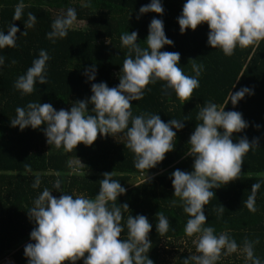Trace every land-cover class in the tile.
<instances>
[{"label":"trees","instance_id":"1","mask_svg":"<svg viewBox=\"0 0 264 264\" xmlns=\"http://www.w3.org/2000/svg\"><path fill=\"white\" fill-rule=\"evenodd\" d=\"M184 2L161 0L164 9L161 15L151 11L139 13L140 7L150 0H23V14L19 20H14L20 0H0V30L6 34L10 24L19 28L16 46L0 49V56L4 57V64L0 66V259L10 255L16 264H27L24 247L35 242L30 239L35 224L27 211L45 188L57 198L64 193L95 198L105 172H112V179L120 181L126 189L114 202L117 207L128 205L127 211L121 209L124 230L118 239L128 237L127 217L142 214L152 224L148 234L152 247L147 255L153 264H169L167 254L171 253L173 264H184L185 259L198 255L194 244L198 235L185 234L190 217L179 198L173 195L170 174L176 169L192 171L193 157L187 154L188 140L195 126L201 123L197 120L200 108L209 101L223 107L230 92L248 87L252 94H245L235 106L229 101L224 110L240 112L248 123L242 132L233 133V142L246 137L249 142L255 140L257 147L243 157L238 179L213 189L214 196L204 206L207 218L204 226L213 227L216 234L227 232L241 247L246 239L259 240L254 244V253L264 261V40L258 46H237L231 56H226L219 48L207 44L206 22L195 30L180 33L177 17ZM68 8L75 9L76 21L66 37L49 39L47 34L52 31V22ZM29 14L36 17L31 27L27 26ZM153 18L162 19L165 35L173 41L160 51L178 52V66L185 75H195L193 63L203 65L199 87L185 103L172 89L165 88L162 80L147 85L142 99L131 101L134 116L157 113L164 122L183 121L184 127L176 131L174 150L167 152L156 167L147 172L137 169L135 155L127 148L123 134L116 137L98 134L91 146L78 143L69 152L46 142L43 124L37 129L26 127L22 131L18 126H11L17 107L26 108L29 103L40 102L50 103L56 110H70L74 102L91 96L92 83L105 82L110 88L117 86L123 61L129 55L121 36L135 31L137 44L146 48L148 26ZM41 49L50 57L46 64L47 84L37 82L31 94H22L15 82L39 57ZM132 55L134 58L135 54ZM92 66L96 70L95 79L89 81L85 72ZM87 107L89 113L94 114L93 105ZM72 159L83 160L84 166L73 167ZM145 172L150 175L146 182H133ZM37 175L41 183L33 188ZM57 179L61 186L54 189ZM258 182L261 186L255 194V211H250L245 201L251 195V185ZM173 200L176 201L174 206ZM220 204L226 209L222 215L217 212ZM160 213L169 220V230L163 236L156 230ZM76 264H83V259ZM217 264L248 262L238 249L232 254L222 253Z\"/></svg>","mask_w":264,"mask_h":264},{"label":"clouds","instance_id":"2","mask_svg":"<svg viewBox=\"0 0 264 264\" xmlns=\"http://www.w3.org/2000/svg\"><path fill=\"white\" fill-rule=\"evenodd\" d=\"M23 8V0H20L14 11V20L21 18ZM150 11L162 15L161 0H150L139 9L141 14ZM76 18L75 9L68 8L52 22V31L47 37L52 40L66 37ZM35 20L36 17L29 14L27 26H33ZM177 22L181 34L206 22L209 29L207 44L231 56L237 46H258L264 40V0H185ZM18 31L14 24H10L6 34L0 30V49L15 47ZM22 34L26 35V32ZM137 38L135 31L120 38L122 45L129 48V55L123 61L117 86L110 88L105 82L92 83L91 96L74 102L70 110H56L52 104L40 102L29 103L26 108L17 107L11 126H18L22 131L26 127L37 129L43 124L46 142L69 152L78 143L91 146L98 134L102 137L123 134L127 148L135 155L134 166L146 172L156 167L167 152L174 150L176 131L184 127L183 121L170 119L164 122L157 113L134 116L131 101L142 99L147 85L162 80L165 88L172 89L185 103L199 87L198 78L203 65L193 63L195 75H185L178 66V52L160 51L163 46L173 44L165 35L162 19L150 21L146 48L137 44ZM49 59L46 50L41 49L31 67L17 78L15 87L22 94H31L37 82L47 84L46 64ZM3 64L4 57L0 56V66ZM95 71L94 66L86 70L89 81L95 79ZM245 94H252L251 89L241 87L229 93L223 107L209 101L200 108L197 120L201 123L195 126L188 140L190 149L187 154L193 157L192 171L176 169L170 174L173 195L179 198L190 217L185 234L189 237L198 235L194 240L198 255L185 259L184 264H217L222 253L228 255L238 249L248 264H264L254 253V244L259 240L246 239L241 247L227 232L216 234L213 227L204 226L207 220L204 206L214 196L213 189L238 179L243 157L257 147L255 140L249 142L246 137L233 142V133L242 132L248 123L240 112L224 110L229 101L235 106ZM88 104L93 105L91 111L94 114L89 113ZM40 183L37 175L32 187L38 188ZM60 186L61 181L57 179L53 188L59 189ZM260 186L259 182L251 185V195L245 201L250 211H255V194ZM125 192L120 181L112 179V172L103 173L95 198L73 197L65 193L57 198L45 188L27 211L35 224L30 232V239L35 242L24 247L27 264H62L63 261L76 264L81 259L83 264H153L147 255L152 247L148 238L152 224L146 216L130 214L126 220L128 237L118 239L124 230L121 209L127 211L128 205L117 207L114 202ZM172 204L174 206L176 201L173 200ZM225 210L220 204L217 212L222 215ZM156 230L161 236L169 230V220L162 213L158 214Z\"/></svg>","mask_w":264,"mask_h":264},{"label":"rangeland","instance_id":"3","mask_svg":"<svg viewBox=\"0 0 264 264\" xmlns=\"http://www.w3.org/2000/svg\"><path fill=\"white\" fill-rule=\"evenodd\" d=\"M70 163H71V165H72L73 167L84 166V162H83V160H81V159H72ZM146 177L149 178L150 175H146ZM143 180H145V175H144V176H140V177H138V178L135 179L133 182H134V183H138V182H141V181H143ZM181 243L183 244L184 242H181ZM195 248H196V247H195ZM5 258L13 259L10 255H7V256H5V257H3V258L0 259V264H1V262H2ZM167 262H170L169 264H173V254H172V253H171V254H167ZM167 264H168V263H167Z\"/></svg>","mask_w":264,"mask_h":264},{"label":"built area","instance_id":"4","mask_svg":"<svg viewBox=\"0 0 264 264\" xmlns=\"http://www.w3.org/2000/svg\"><path fill=\"white\" fill-rule=\"evenodd\" d=\"M1 264H16V262L13 259L5 258Z\"/></svg>","mask_w":264,"mask_h":264}]
</instances>
